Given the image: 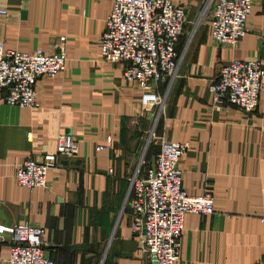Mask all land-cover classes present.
Returning a JSON list of instances; mask_svg holds the SVG:
<instances>
[{"label":"crops","instance_id":"0c3cea01","mask_svg":"<svg viewBox=\"0 0 264 264\" xmlns=\"http://www.w3.org/2000/svg\"><path fill=\"white\" fill-rule=\"evenodd\" d=\"M172 1L186 17L180 63L156 113L142 108L143 91L124 80L126 65L100 57L108 0H0L7 12L1 44L25 53L63 48L67 56L64 73L36 81L40 109L0 98V224L42 228L54 264H152L131 230L126 198L131 177L153 164L161 141L188 146L179 163L186 193L214 198L212 215L184 217L176 264H264V86L252 112L216 110L208 90L232 60H259L264 68V4L253 3L247 33L231 48L215 44L208 20L200 21L207 0ZM149 125L151 132L156 125V147L146 154ZM62 133L74 137L78 154L60 157L46 189L19 187L17 167L53 154ZM9 248L3 235L0 264Z\"/></svg>","mask_w":264,"mask_h":264},{"label":"built area","instance_id":"2783aa9c","mask_svg":"<svg viewBox=\"0 0 264 264\" xmlns=\"http://www.w3.org/2000/svg\"><path fill=\"white\" fill-rule=\"evenodd\" d=\"M108 1L111 10L98 41L100 57L105 63H124V80L143 91L142 108H158L161 113L180 63L176 46L183 33L185 12L172 0ZM255 1L210 0L202 14L208 17L211 40L234 48L247 33L246 24ZM257 1L264 4V0ZM6 13L0 8V16ZM59 42L63 47L65 37H60ZM66 61L63 48L53 54L41 49L25 53L0 43L1 100L10 107L40 109L36 81L58 77L64 73ZM263 86L264 68L259 60H232L219 69L209 85L211 105L219 111L235 107L252 112L258 107ZM187 149L183 143L161 141L153 164L142 174L136 172L129 181L126 205L132 215L131 230L149 259L157 264L179 261L186 215L214 213L211 193L191 196L182 187L179 163ZM77 154V141L71 134L62 133L53 154L44 155L39 161L23 162L17 167L14 180L27 190L46 189L48 173L60 166V157ZM260 222L264 223V218ZM3 235L10 242L7 264H54L43 251L42 228L0 224V242Z\"/></svg>","mask_w":264,"mask_h":264},{"label":"rangeland","instance_id":"374dc122","mask_svg":"<svg viewBox=\"0 0 264 264\" xmlns=\"http://www.w3.org/2000/svg\"><path fill=\"white\" fill-rule=\"evenodd\" d=\"M210 0H207V2H206V4L209 2ZM202 19H205V20H208V17L206 16V17H202L201 16V19H200V21L202 20ZM156 111V113H157V111H159L158 110V108H157V110H155ZM162 111V110H161ZM160 112V111H159ZM150 126V125H149ZM156 126V125H155ZM155 126H154V130H155ZM151 126L150 127H147V133L145 134V139H144V153H146L147 154V152L148 151H150L153 147H156L155 145H154V138H153V132H154V130H153V132H151ZM150 134V135H149ZM149 136V138L150 139H147V137ZM147 140V141H146ZM158 147V146H157Z\"/></svg>","mask_w":264,"mask_h":264},{"label":"water","instance_id":"95a60500","mask_svg":"<svg viewBox=\"0 0 264 264\" xmlns=\"http://www.w3.org/2000/svg\"><path fill=\"white\" fill-rule=\"evenodd\" d=\"M152 264H157L156 262H155V260L153 259V261H152Z\"/></svg>","mask_w":264,"mask_h":264}]
</instances>
